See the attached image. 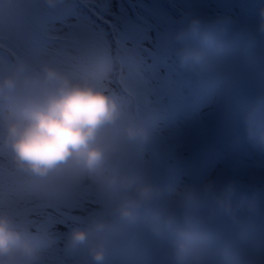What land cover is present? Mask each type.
Segmentation results:
<instances>
[{"label": "clouds", "instance_id": "clouds-1", "mask_svg": "<svg viewBox=\"0 0 264 264\" xmlns=\"http://www.w3.org/2000/svg\"><path fill=\"white\" fill-rule=\"evenodd\" d=\"M65 4L0 0V264H44L52 246L37 235L33 205L85 199L93 210L59 241L73 264H264L258 192L238 198L233 182L213 179L163 182L146 159L158 130L116 91L107 51L83 45L59 57L14 46L30 20ZM182 20L166 38L209 94L239 97L264 84V4L253 28L231 16ZM244 123L264 151V90Z\"/></svg>", "mask_w": 264, "mask_h": 264}, {"label": "bare ground", "instance_id": "bare-ground-1", "mask_svg": "<svg viewBox=\"0 0 264 264\" xmlns=\"http://www.w3.org/2000/svg\"><path fill=\"white\" fill-rule=\"evenodd\" d=\"M89 1L97 2V0ZM100 1L104 2V0ZM128 3H125L124 6ZM260 4H264V0H237L234 2V7L239 8L237 20L243 27L253 28L256 25ZM109 6L106 9L112 8L115 13L113 8L115 6H111L110 2ZM106 9L105 7L101 8V10ZM97 12H99L98 9ZM118 14H122L123 18L115 21L114 18L108 20L113 25L117 37L116 53L119 49L125 54L147 57L148 54L143 53L142 49L151 47L152 51L161 54V62L171 56L172 47L166 37L171 31L180 27L183 21L173 20L160 10H145L141 7L121 6ZM80 43V47L86 45L84 42ZM120 58L121 56L117 57V59ZM144 64V59L139 57L132 61L129 67L132 75L137 69L145 79L153 81L146 84L151 89L150 92H146L150 96L154 93L152 96L154 98L153 108L145 107L144 112H141V117L151 115L146 121L155 124L158 130V140L153 144V147L163 149L165 142L160 138L166 137L167 133L163 132L162 129L165 128L162 126L172 125L173 127L169 130L174 135H178L170 141L171 144L173 143L172 150H176L175 148L178 146L175 143H180L178 150L187 152L190 156L189 160L198 162V165L191 169H189L188 162L177 167L182 170L179 177L181 182L189 183L193 179L198 182L199 176L202 175L201 171L206 169H208V173L204 176L205 180L215 175L224 178V180L238 179L239 175L234 170L233 159L235 160L237 156L246 153V150L243 149V145L247 141L244 115L253 106L257 92L261 91L260 85H250L247 91L239 97L231 94L211 95L190 73L178 67L175 58L171 64L154 69L155 79L151 76V71L148 70L152 81L143 68ZM122 68L124 77L122 82L124 81L126 86L132 84L133 81L125 75L127 67L122 66ZM167 76V82L160 88ZM145 79L139 78L138 80L142 83V81H146ZM186 81L190 83V86H186ZM207 147L213 149L212 153L207 154ZM246 154L256 157L252 152ZM259 176H264V173L259 172ZM192 183L196 182L192 181ZM93 207L94 205H91L88 210L92 211ZM61 209L66 212L64 208ZM50 218V214L42 213V225L39 227L35 225L37 235L42 239H45V235L61 239V234L65 233L67 226L72 224L69 222L71 217L68 219L63 214L54 211L53 218ZM48 231H52V233ZM52 241L54 243L52 249L46 248L44 252V264H71L72 260L64 255L62 260L54 255L55 253L63 254L62 243Z\"/></svg>", "mask_w": 264, "mask_h": 264}, {"label": "rangeland", "instance_id": "rangeland-1", "mask_svg": "<svg viewBox=\"0 0 264 264\" xmlns=\"http://www.w3.org/2000/svg\"><path fill=\"white\" fill-rule=\"evenodd\" d=\"M150 1L153 2L154 0ZM166 1L170 2L172 7H153L146 0L100 1L102 5H104L105 9L110 7L109 2L111 3V6H115L113 7L115 13H113L112 8L109 10H101V8L98 9L95 7L97 2H91L89 0H66V4L62 9L45 14L37 22L30 20L29 29L26 34L16 38L14 46L18 49H23L27 45H34L40 50L41 55L59 57L74 56L78 54V51L81 48L80 42H84L86 45L91 47L104 49L110 54L115 63L116 75L119 77V79L114 83L116 91L125 95L133 105L134 110H136L141 116V112H144L145 107L147 109H152L154 104V98H152L154 93L151 96L147 93L151 90L147 87V82H153L148 74V70L151 71V76L155 79L154 69L162 68L165 65L171 64L175 57L172 52L171 56L161 62V54L152 51L151 47H145L142 49L143 53L148 54L147 57H142L137 54L124 55L119 49L116 53L115 50L118 48L116 44L117 37L113 25L108 22V20L114 18L115 21L116 19L123 18L122 14H118L121 6L124 7V4L128 2L137 3L144 6L141 8L145 10H160L164 15H167L177 21H183L182 18L186 13L199 15L205 19H212L218 16H231L237 21L238 27H243V25H241V23L237 20L239 17V8L234 7V2L237 0ZM172 8L174 9V12L171 11ZM96 9H98L99 12H97ZM128 25L130 24L128 23ZM0 55H3V53H0ZM119 56H121V58L117 59ZM139 57L144 59L145 64L143 65V68L152 82L145 79L137 69H135V74L132 75L129 64ZM122 66L127 67L128 70L125 71V75L129 76L128 79L133 81L132 84H127L128 87L124 81L122 82V80H124V77L122 76ZM139 78L145 79L146 81H142V83H140V80H138ZM167 79L168 76L160 85V88L167 82ZM186 86H190L188 81H186ZM150 116L145 115L142 118L147 120L146 117ZM162 127L165 128L162 129L164 130L163 132L167 133L166 137L160 138V140L165 142L164 147L163 149H156L153 145L150 146L146 159L157 168L160 179L163 182H173L175 178H179L181 176V173L177 171V167L180 164H184V161H181V159H185L183 158L185 155L181 156V154H178L177 148H175L176 150H172L173 143L171 144L170 141L175 135L169 129L173 126L167 125ZM190 161L191 160L187 161L188 165H190ZM42 203L43 205H41ZM51 205L56 204L42 201L33 205V208H37V211L33 210L34 225L37 227L42 225V213L45 211L51 215L50 219L53 218L54 211H57L66 216L68 219L71 217V222H73L90 212L88 209L91 205H94V202L85 199L76 204L62 206L66 212ZM35 212L37 213L35 214ZM48 232L52 233V231ZM50 236L45 235V238H49V240L52 241L53 239H51Z\"/></svg>", "mask_w": 264, "mask_h": 264}, {"label": "water", "instance_id": "water-1", "mask_svg": "<svg viewBox=\"0 0 264 264\" xmlns=\"http://www.w3.org/2000/svg\"><path fill=\"white\" fill-rule=\"evenodd\" d=\"M148 1V3L153 6V7H172L170 5V2L166 1V0H154L153 2H151L150 0H146ZM124 7H144L140 4L137 3H128L127 5H125ZM173 9V8H172ZM171 9V10H172ZM97 10V9H96ZM174 12V9L172 10Z\"/></svg>", "mask_w": 264, "mask_h": 264}]
</instances>
